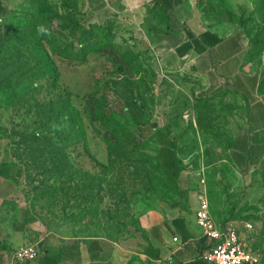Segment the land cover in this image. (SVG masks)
I'll return each mask as SVG.
<instances>
[{"label": "rangeland", "instance_id": "374dc122", "mask_svg": "<svg viewBox=\"0 0 264 264\" xmlns=\"http://www.w3.org/2000/svg\"><path fill=\"white\" fill-rule=\"evenodd\" d=\"M199 3L206 27L230 24L254 42L241 72L264 76V0ZM85 14L80 0H0V260L164 264L143 222L193 213L204 191L215 220L251 223L242 238L264 251V107L232 79L235 91L229 79L167 70L137 38L106 26L94 30L117 45L112 53L85 64L60 58L49 35L65 42L69 33L58 17L84 23ZM114 133L125 183L100 167ZM25 246L37 249L36 262L14 259Z\"/></svg>", "mask_w": 264, "mask_h": 264}, {"label": "crops", "instance_id": "0c3cea01", "mask_svg": "<svg viewBox=\"0 0 264 264\" xmlns=\"http://www.w3.org/2000/svg\"><path fill=\"white\" fill-rule=\"evenodd\" d=\"M80 1L86 7V25L111 22L114 34L137 38L142 46L154 52L167 70L184 66L200 76L232 79L238 91L264 107V95L259 94L263 76L241 72L249 46L248 37L230 24L206 27L199 0ZM250 122L253 128L257 122L256 125H260L254 104ZM198 206L193 213L178 212L167 219L153 213L149 222H143L149 244L164 264L170 257L172 264H194L196 261L205 264L201 258L207 250L206 239L195 219ZM0 264L10 263L2 258Z\"/></svg>", "mask_w": 264, "mask_h": 264}, {"label": "trees", "instance_id": "16d2710c", "mask_svg": "<svg viewBox=\"0 0 264 264\" xmlns=\"http://www.w3.org/2000/svg\"><path fill=\"white\" fill-rule=\"evenodd\" d=\"M200 5V3H199ZM201 6V5H200ZM202 7V6H201ZM64 24H67L63 27L62 34L68 32L69 35L66 36L65 42L57 40L54 36L49 35L51 37L50 44L54 47L55 54L62 59L70 60L79 64H85L88 61V57L90 54H109L110 52L117 48V45L110 40L106 41L103 40L94 29L104 28V26L108 27L109 33H113L114 24L108 23L105 25H88L86 26L83 21L79 18L73 16H65V17H58ZM26 34V33H25ZM24 35V34H23ZM13 43L21 45L23 43L22 35H12L10 38ZM254 42H249V47L253 46ZM259 93L264 95V76L259 84ZM247 100V99H246ZM251 110V108L249 109ZM250 113V111H249ZM100 116V121L102 125L109 126V119L108 117ZM120 126V125H119ZM124 130V129H119ZM252 138V139H251ZM31 142L33 144H43L45 143L47 147L53 145V139L41 135H31L30 136ZM253 136L250 135V145L248 147L249 151L252 150L253 144ZM107 147H108V163L107 165H100V167L104 170H110L112 173H115L113 178L118 179L122 183H125L128 178L126 176V171L123 173L122 166L124 164V155L119 154V137L114 133V138L106 139ZM39 148V147H38ZM175 166L179 168V173L184 172V168H181V164L177 158L174 160ZM55 166V165H54ZM5 167L3 163H0V172ZM163 165L159 166L162 170ZM165 168V167H164ZM262 175H264V165L262 166ZM56 171L59 172L58 168ZM194 264H199V261H196Z\"/></svg>", "mask_w": 264, "mask_h": 264}, {"label": "built area", "instance_id": "2783aa9c", "mask_svg": "<svg viewBox=\"0 0 264 264\" xmlns=\"http://www.w3.org/2000/svg\"><path fill=\"white\" fill-rule=\"evenodd\" d=\"M201 186L206 187V180H200ZM199 206L195 212L197 227L206 239V252L201 261L205 264H264V251L250 247L242 238V231L251 232L253 225L243 222H229L220 225L212 215L210 201L204 191L198 196ZM243 229V230H242ZM174 241H177L175 238ZM14 259L19 263H34L38 260V252L34 246L18 249ZM165 264H172V258L166 259Z\"/></svg>", "mask_w": 264, "mask_h": 264}, {"label": "water", "instance_id": "95a60500", "mask_svg": "<svg viewBox=\"0 0 264 264\" xmlns=\"http://www.w3.org/2000/svg\"><path fill=\"white\" fill-rule=\"evenodd\" d=\"M233 84H234V82L232 80H229L228 89L231 90V91H235L236 90V88H235V86H233ZM157 128H158V124H154L153 125V129L157 130Z\"/></svg>", "mask_w": 264, "mask_h": 264}]
</instances>
